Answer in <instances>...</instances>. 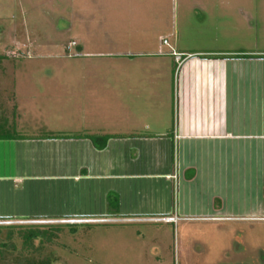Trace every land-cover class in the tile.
<instances>
[{
    "label": "crops",
    "instance_id": "0c3cea01",
    "mask_svg": "<svg viewBox=\"0 0 264 264\" xmlns=\"http://www.w3.org/2000/svg\"><path fill=\"white\" fill-rule=\"evenodd\" d=\"M70 41V69L32 73L54 83L33 95L53 97L58 112L35 108L30 129L19 126L15 84L11 111H0L18 126L0 133V223L254 218L238 207L248 201L238 178L264 157V52L94 50L79 36L65 49Z\"/></svg>",
    "mask_w": 264,
    "mask_h": 264
},
{
    "label": "rangeland",
    "instance_id": "374dc122",
    "mask_svg": "<svg viewBox=\"0 0 264 264\" xmlns=\"http://www.w3.org/2000/svg\"><path fill=\"white\" fill-rule=\"evenodd\" d=\"M77 36L90 38L94 50L123 46L163 51L178 43L179 49L264 52V0H0V111H11L15 84L19 126L30 129L29 113L35 108L45 110L48 119L58 112L53 97L49 103L45 96L33 95L54 83L32 73L70 69L74 61L63 46ZM76 63L87 68L83 60ZM13 118L8 114L0 119V133L17 129ZM257 159L255 170H241L238 178L239 196L248 199L238 207L253 211L254 218L138 224L3 222L0 264H264V172L259 171L264 157ZM30 226L46 230L53 241L34 239L26 248L18 230Z\"/></svg>",
    "mask_w": 264,
    "mask_h": 264
},
{
    "label": "trees",
    "instance_id": "16d2710c",
    "mask_svg": "<svg viewBox=\"0 0 264 264\" xmlns=\"http://www.w3.org/2000/svg\"><path fill=\"white\" fill-rule=\"evenodd\" d=\"M3 57V55H0V57ZM241 56V55H240ZM243 57H248L251 55H242ZM92 141L94 142V144L98 147V148H103L105 141H106V137L103 136H93ZM100 140H103L102 142H100ZM60 230V227L58 226V231ZM19 235L22 238V242L25 245L26 248H28L31 244V242L35 239L41 240V241H46V242H52L54 236H51L50 234L47 235L46 230H42L40 229V227H29V229H27V227L23 228L21 227L19 230Z\"/></svg>",
    "mask_w": 264,
    "mask_h": 264
},
{
    "label": "built area",
    "instance_id": "2783aa9c",
    "mask_svg": "<svg viewBox=\"0 0 264 264\" xmlns=\"http://www.w3.org/2000/svg\"><path fill=\"white\" fill-rule=\"evenodd\" d=\"M163 43H166L167 44V41L164 39L163 40ZM75 44H76L75 41H70V43L67 45L66 49L68 51H70L71 50V47H73ZM179 59H180V57L179 56H176V60L179 61Z\"/></svg>",
    "mask_w": 264,
    "mask_h": 264
}]
</instances>
